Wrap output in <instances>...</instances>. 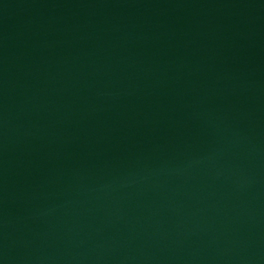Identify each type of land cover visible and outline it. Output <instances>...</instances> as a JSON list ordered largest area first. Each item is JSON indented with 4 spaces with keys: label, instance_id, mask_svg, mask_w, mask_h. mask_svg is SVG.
Listing matches in <instances>:
<instances>
[{
    "label": "water",
    "instance_id": "95a60500",
    "mask_svg": "<svg viewBox=\"0 0 264 264\" xmlns=\"http://www.w3.org/2000/svg\"><path fill=\"white\" fill-rule=\"evenodd\" d=\"M0 264H264V0H0Z\"/></svg>",
    "mask_w": 264,
    "mask_h": 264
}]
</instances>
